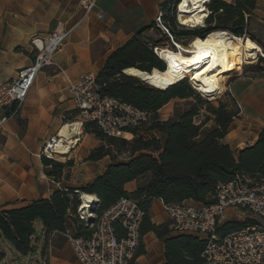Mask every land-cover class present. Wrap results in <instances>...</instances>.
<instances>
[{"label": "trees", "instance_id": "1", "mask_svg": "<svg viewBox=\"0 0 264 264\" xmlns=\"http://www.w3.org/2000/svg\"><path fill=\"white\" fill-rule=\"evenodd\" d=\"M256 1L236 0L235 3H228L224 0H210V14L206 23L196 28L179 27L175 16L168 14L165 23L177 42L182 38H203L214 29H227L236 35L245 36V13L254 9ZM171 3L167 1L161 6L168 12ZM219 13L226 15L232 23L228 26H212L213 18ZM155 24L150 23L140 29L114 50L97 73L103 94L151 113L150 122L140 129L148 136H135L132 140H126L107 136L94 123H84L83 131L94 134L101 142L85 160L96 161L110 156L112 163L103 174L84 186L61 187L54 190L49 198L37 199L19 208L0 210V262L5 257L1 248L2 240L10 243L16 252L24 256L36 251L34 240L37 237V223L42 225L46 245L51 235H63L72 226L79 235L89 233L76 216L81 204L79 196L85 192L99 199L100 204L96 208L98 215L122 196L138 200L146 212L141 226L142 236L154 232L163 240L164 264H205L202 255L205 241L190 234L171 235L170 221L154 223L150 216L152 200L159 198L165 203H180L192 199L210 203L216 186L238 172L264 178V128L255 144L240 150L237 157L230 145L224 142L231 123L240 113L239 106L237 110H231L220 103L218 107H211L205 118L197 123L195 118L200 114V107L191 105L177 117L163 120L159 111L171 99L189 98L193 90L196 93L200 90L192 82L193 78H183L162 90L124 73L130 67L148 72L154 68L165 70L161 57L154 51L155 47L160 46L159 43L153 39L145 42L142 38L143 32L154 28ZM209 121L213 122V126L205 129ZM155 132L161 136L158 137ZM123 147H127L129 158L118 160L117 153ZM44 164L49 167L47 174L61 181L64 172L74 165V161L59 162L44 158ZM134 180L138 182L137 189L126 191L125 184ZM244 225L242 221H227L219 228V233L225 235ZM142 252L139 249L136 256Z\"/></svg>", "mask_w": 264, "mask_h": 264}, {"label": "crops", "instance_id": "2", "mask_svg": "<svg viewBox=\"0 0 264 264\" xmlns=\"http://www.w3.org/2000/svg\"><path fill=\"white\" fill-rule=\"evenodd\" d=\"M167 1L172 2V9L174 0H0V83L11 81L21 68L33 62L35 51L31 38L34 35L45 36L57 28L77 25L56 52L55 65L37 74L19 115L11 119L0 134V210L49 198L61 187L84 186L106 171L112 163L110 156L96 161L85 160L99 144L92 133L82 132L77 146L66 156L74 161L68 170L71 174L68 180L62 177L61 181H56L47 174L49 167L40 156L41 148L64 123L77 119L69 85L84 72L98 73L108 56L140 28L154 21L159 6ZM87 3H94L93 9L86 10ZM98 12L103 13L102 18L98 17ZM245 19V36L264 50V1L257 0L254 9L245 13ZM229 90L240 113L231 123L224 142L237 157L240 150L255 144L264 128V73L238 77L229 84ZM169 118L172 116L162 119ZM156 135L161 136L158 132ZM137 184V180L128 182L125 190L133 192ZM162 207L161 199L152 200L150 216L156 224L170 221ZM36 228V251L31 256L19 254L5 240L1 248L6 246L16 258L28 264V258L37 256V247L42 242L46 251L40 259L42 264H46V258L51 264L53 258L59 260L58 264H80L72 248L69 249V243L60 250L48 247L41 223H37ZM116 228L119 234H124L119 225ZM70 231L75 232L76 228L72 226ZM179 234L171 232V235ZM139 249L143 252L135 255L131 264H164V242L154 232L143 235Z\"/></svg>", "mask_w": 264, "mask_h": 264}, {"label": "built area", "instance_id": "3", "mask_svg": "<svg viewBox=\"0 0 264 264\" xmlns=\"http://www.w3.org/2000/svg\"><path fill=\"white\" fill-rule=\"evenodd\" d=\"M178 2L179 0H174L171 9V13L177 15L178 26L199 27L192 23L183 24L179 20ZM209 3L205 23L210 14ZM93 7L94 3L86 4V10ZM167 14L160 5L155 18L156 25L176 44L165 23ZM102 16L103 13L98 12V17ZM76 26L60 27L45 36L34 35L31 38L35 51L33 62L21 68L11 81L0 83V134L6 124L19 115L37 74L46 67L55 65L56 52L62 48ZM257 61L264 66V50L259 52ZM68 91L78 112L77 120L81 123V132L74 136L75 140H80L84 123H94L107 136L127 140L135 136H148L140 129L150 122L151 113L103 94L97 73L84 72L69 85ZM134 130L137 132H133ZM56 134L43 144L40 152L43 158L59 159L52 146ZM77 144H71L69 154ZM92 196L94 200L90 202L91 207L84 209L80 194L81 204L76 213L89 233L79 235L68 229L63 234L76 260L80 264H131L142 244L141 226L146 212L140 207L138 200L122 196L98 215L96 208L100 201L97 196ZM162 208L171 221L172 231L194 235L205 241L202 254L205 264H264V178L238 172L228 181L216 186L210 203L194 200L163 202ZM231 220L245 222V225L221 235L219 228ZM116 225L124 230L123 235L118 233ZM53 238L54 235H51L48 240L49 247L52 246ZM33 257L36 256L32 255L31 258ZM36 261L38 264L39 260Z\"/></svg>", "mask_w": 264, "mask_h": 264}, {"label": "bare ground", "instance_id": "4", "mask_svg": "<svg viewBox=\"0 0 264 264\" xmlns=\"http://www.w3.org/2000/svg\"><path fill=\"white\" fill-rule=\"evenodd\" d=\"M209 0H179V20L183 24L192 23L193 26H204L208 14ZM174 48L157 46L156 52L165 60V70L154 68L151 72L130 67L125 74L136 77L141 81L158 89H167L183 78H187L193 70H202L210 75L224 74L242 63H253L261 46L246 36H239L227 29H214L205 37L195 36L189 44L184 45L174 40ZM81 132L80 121L64 123L53 140V149L61 158L69 154L74 136ZM129 136V135H128ZM83 208H90L94 198L90 193H81Z\"/></svg>", "mask_w": 264, "mask_h": 264}, {"label": "rangeland", "instance_id": "5", "mask_svg": "<svg viewBox=\"0 0 264 264\" xmlns=\"http://www.w3.org/2000/svg\"><path fill=\"white\" fill-rule=\"evenodd\" d=\"M227 1H230L231 3H235L236 0H227ZM168 15L174 16L171 13V8L168 11ZM175 22L177 23L178 26L176 13H175ZM150 23H156V21L154 20ZM231 23H232L231 20H229L226 15H224L223 13H219L215 15V17L213 18L211 25L217 26L219 24H225L226 26H228ZM206 26L209 25L206 24ZM145 27H142L140 29H143ZM258 33L260 34V31ZM142 36H143L142 37L143 41L145 42H147L150 39H153L156 40L161 47L164 46L174 47L170 36L163 33L161 29H158L156 24L154 28L145 30ZM191 39L192 38H182L180 42L184 45H187L189 44ZM263 73H264V66L263 64L261 65L260 62L257 61V59L253 63L251 62L242 63L238 65L236 68L230 69L228 72L220 75L219 74L210 75L202 70H193L189 73L188 78L189 79L193 78L192 82H194V84L200 89L197 90L198 94L190 87L189 82H187V85L193 90L192 96L189 98L175 97L171 99L169 103L163 106L162 109L159 111L161 118L169 117L170 115L172 116V118H175L179 115V113L188 109L191 105H199L200 107V114L195 119L197 123H199L201 120L205 118V114L209 112L211 107H218L220 103L224 104L228 109L230 108L231 110H237L238 103L229 90V84L238 77L260 76ZM201 92L203 93L201 94ZM75 121L78 120L76 119ZM212 126H213V122L209 121L204 128L210 129ZM100 143L101 142L99 140V144ZM117 154H118V160L128 159L130 155V153L127 152V147L121 148V150ZM57 157L59 159L55 161H59V162L69 161V159L66 157L64 159L61 158V156H57ZM68 170L70 169H66V171L63 174L64 178L67 180L71 178V174L70 172H68ZM38 241L39 240L37 239V242ZM51 244L53 247L60 250L67 244V239L64 235H56L54 236ZM2 248L7 252V255L1 260L0 264H25L22 258L20 257L16 258L15 255H13L12 251L9 250L6 246H3ZM70 248L71 247L69 245V249ZM37 249L39 250L37 252V256L33 258L31 257L28 258L27 260L28 264H37L36 260H39L38 261L39 264H42L40 262V259L42 260V257L46 255L45 248L42 247V242L41 243L39 242V246L37 247ZM45 262L46 264H51L48 258L45 259ZM58 262H59L58 259L53 258V264H58Z\"/></svg>", "mask_w": 264, "mask_h": 264}, {"label": "water", "instance_id": "6", "mask_svg": "<svg viewBox=\"0 0 264 264\" xmlns=\"http://www.w3.org/2000/svg\"><path fill=\"white\" fill-rule=\"evenodd\" d=\"M162 61H163V63L165 64V69H166V65H167V63H166V61L165 60H163V59H161ZM146 72H148V71H146ZM151 72V71H150ZM125 73V72H124Z\"/></svg>", "mask_w": 264, "mask_h": 264}]
</instances>
